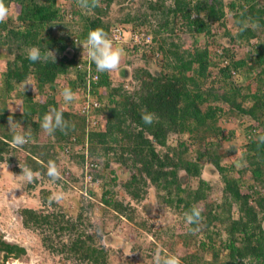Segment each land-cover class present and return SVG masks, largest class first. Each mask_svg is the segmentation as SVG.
<instances>
[{
	"label": "trees",
	"instance_id": "trees-1",
	"mask_svg": "<svg viewBox=\"0 0 264 264\" xmlns=\"http://www.w3.org/2000/svg\"><path fill=\"white\" fill-rule=\"evenodd\" d=\"M63 1L71 4L70 17L74 22L80 19L81 28L73 29L78 25L75 23L55 36L51 28L63 17L62 1L55 6V0H5L6 6L15 8L16 15L14 20L0 23V48L11 50L15 46L18 51L4 64L0 62V161L9 159L5 155L10 150H18L10 144L16 131L31 133L29 142L37 143L43 116L56 108L70 127L66 133L58 129L54 134L63 139L74 137L69 140L71 154L75 146L82 145L99 161V150L110 153L119 149L120 163L125 168L129 164L136 167L137 174L130 176L124 186L131 196L139 198L136 185L147 180L162 194L163 202L182 213H190L194 207L201 210L199 224L189 227L200 228L204 238L197 242L180 235L172 243L191 246L190 252L180 257L182 264H202L199 251L208 253L212 264H264V143L258 140L264 135V0H171L168 7L161 4L164 0L152 5L149 2L153 14H159V23H144L143 14L137 12L119 17L112 3L120 0H99L98 7L88 10L80 8L77 0ZM125 23L133 25L128 35ZM178 23L193 37L206 36L205 43L181 50L175 41L168 40L170 37L163 36L168 30L175 33L172 25ZM115 27L122 33L113 41L115 47L136 51L141 46L143 53H149L148 58L160 51L159 69L151 72L139 66L129 80L118 84H113L110 73H98L76 42H83L95 28H103L110 38ZM215 29H222L221 36L229 38V43L238 40L247 45L246 53L238 56L216 41ZM130 43L133 48L127 46ZM32 46L40 48L42 54L48 49L53 51L55 63L28 60L26 48ZM235 72L244 77L242 85L234 83ZM66 76L69 79L63 88L79 90L82 99L90 93L99 105H92L87 114L61 109L55 90L63 89L58 85ZM27 81L33 82V88H16ZM10 105L19 106L20 111L15 112ZM145 112L154 113L158 119L145 124L141 119ZM100 114L104 119L99 124ZM232 114L247 116L256 123L244 130L246 142L241 146L243 158L240 155L241 166L237 169L222 164L227 152L221 149L220 139L231 140L233 131L225 130L220 121ZM95 117L97 124L91 122ZM35 145L26 154V163L42 161L35 156ZM202 159L219 175L218 190L200 176ZM181 171L186 182L181 180ZM193 180L196 184L190 186ZM103 200L122 211L120 203L105 197ZM234 206L236 217L232 215ZM20 215L25 226L52 221L61 229H77L63 215L41 216L32 208H22ZM92 239L76 232L65 248L90 264H106V252L93 246ZM2 248L13 251L14 257L25 254L22 246L6 242L0 234Z\"/></svg>",
	"mask_w": 264,
	"mask_h": 264
},
{
	"label": "rangeland",
	"instance_id": "rangeland-1",
	"mask_svg": "<svg viewBox=\"0 0 264 264\" xmlns=\"http://www.w3.org/2000/svg\"><path fill=\"white\" fill-rule=\"evenodd\" d=\"M154 1L157 0H132V2L130 0H120L117 4L112 3V6L117 10L116 13L119 17L125 16L128 12L131 15L137 12L141 16L143 14L141 19L144 23H152L151 18L154 9L149 6V2L152 5ZM223 1L226 3L230 0ZM60 3L61 0H55V6L60 5ZM62 4H64L63 17L55 21L51 28V33L55 36L63 34L66 29L73 28L75 23L78 24V27L74 26L73 29L76 27L80 30L81 28L79 15H77L79 19L77 22L67 16V14H70L71 4L68 1ZM161 4L168 7L171 0L161 1ZM9 9V18L14 20L15 8L10 6ZM156 18L159 19V17ZM125 26L128 27L127 32L125 31L128 35L133 25L125 23ZM172 26L175 33L168 30L163 33V36L170 37L168 40L175 41L181 50L190 45H202L207 39L203 34H197L195 37L191 36L179 28V23ZM215 31L214 37L217 38L216 41H220V44L228 46L238 56L246 53L249 48L247 45L240 43L238 40L229 43V38L221 36L222 29H215ZM133 45L130 43L127 46L132 47ZM113 47L115 46L113 45ZM121 47L123 48V46ZM140 47H137L136 51H127L123 48L125 54L121 59L118 70L108 72L113 84H118L123 79L129 80L133 70L139 66H146L151 72L159 69L160 63L158 60L161 59V52L156 51L148 58L146 55L149 53H143ZM17 51L15 46H12L11 50L0 48V62L4 64V61L13 57ZM123 74H126V76ZM234 77V83L236 84L242 85L245 81L244 77L236 72ZM68 79L69 77L66 76L59 85L63 84L65 86ZM30 83L33 82H22L16 88L30 87ZM31 88H33V85ZM61 91L59 89L55 90L56 101L60 106L64 105L63 108L67 106L73 110L75 105H79L82 99L80 94L73 91L77 93V99L66 104L63 101ZM35 95L37 96L36 92ZM10 108L15 112L20 111L19 106L10 105ZM97 118L100 120L99 124L103 123V115L100 114ZM91 122L93 123L94 120L92 119ZM220 122L225 130L233 131L231 140L220 139L221 149L227 152L222 164L225 166L232 164L237 169L240 167L237 166L240 159V149L246 142L244 130L250 123L254 125L256 123L247 116L238 117L233 114L221 117ZM16 128L20 129V126L17 125ZM16 133L21 132L16 131ZM68 138L63 139L55 134L49 135L42 129L37 143H29L26 148L20 147L18 150H10L9 154L5 155L6 159L9 158L7 160L11 161L10 163L7 160L0 161V234L6 242L18 244L25 249V254L13 258L9 264H90L88 261L76 258L64 249L76 237V232H83L93 238L92 245L106 252V264H154L157 254L162 258L170 255L180 258L190 252L191 246L185 247L172 244L176 237L183 235L197 242L204 238L201 233L199 234L200 228H196L194 232H189L185 214L179 208L163 202L162 194L158 193L147 180L145 183L136 185L139 198H134L126 191L125 182L130 176L137 173L136 167L129 164L130 160L127 161L128 168L120 163L118 160L121 153L119 149L110 153L98 151L99 156L96 158L99 159L97 163L102 182L95 186H86L81 177V158L80 155L75 153V149L72 151L73 154L69 152L67 157L60 153V158H56V155L62 151L63 143L68 142ZM214 140L216 139H211V141ZM172 142H175V140H172ZM32 144H37L35 145V156L42 160L41 163L34 161L30 164L24 161L26 154L31 152ZM93 159L95 160V158ZM49 161L56 163L61 172L60 179L53 181L48 177L47 166ZM200 162L202 164L200 176L218 190L220 186V183H218L219 175L214 167L206 159H202ZM104 163H107L106 166H103ZM25 167L33 172H38L40 174L39 178L32 183L25 182L22 173V169ZM182 173L181 171L179 174L181 180L186 182V177ZM233 174L235 177L238 176L237 171ZM137 177L139 178L140 175H137ZM196 180L191 181L190 186L195 185ZM84 190L86 194L82 193ZM53 193L61 194L62 198L59 201H52L54 204H51L46 198L50 200ZM104 197L110 202L120 203L122 211H118L112 205L106 203L103 200ZM22 208H32L41 216H47L48 214L51 216L63 215L68 222H74L77 229L70 231L67 228H58L51 221L52 217H50V224L39 222L38 224L25 226L19 214ZM232 215L237 216L236 206L232 208ZM222 238H225L224 233ZM225 253L226 251L223 249L222 254ZM199 255L202 256V264H212L208 253L199 251ZM62 258L67 259V261Z\"/></svg>",
	"mask_w": 264,
	"mask_h": 264
},
{
	"label": "clouds",
	"instance_id": "clouds-1",
	"mask_svg": "<svg viewBox=\"0 0 264 264\" xmlns=\"http://www.w3.org/2000/svg\"><path fill=\"white\" fill-rule=\"evenodd\" d=\"M77 4L82 9H94L95 7L99 6V0H77ZM9 16V7L6 6L5 0H0V23L6 22ZM156 17H159V14L157 13L155 15L152 13V21L159 23L160 19L157 20ZM76 43L82 46V48L86 51L88 61L95 65L96 71L98 73L114 72L118 70L121 59L125 54L122 47H113L112 40L109 38L108 33L103 28L91 29L83 42L77 41ZM27 59L31 62H38L41 60H43L44 62H48L49 60H51L55 63L56 54L49 49L46 53L42 54L40 48L32 46L27 50ZM61 95L63 101L66 104L71 103L77 99L76 93H74L70 87L63 88L61 91ZM141 119L145 124H152L154 120L158 118L155 117L154 113L145 112L142 115ZM8 123L9 126H11V123ZM40 126L44 130V132L49 135L54 134V132L58 129L61 132L66 133L68 128L70 127L69 122L64 119L62 111L57 110L56 108H51L43 116ZM30 138L31 133H14L12 135L10 144L13 148H20L27 143H35L34 141L29 142ZM258 140L260 143H264V135L259 136ZM240 155L242 159L243 153H241ZM237 166H241L239 162H237ZM22 173L23 179L27 183H32L34 180L38 179L40 175L38 172H33L27 167L22 169ZM47 175L53 181L61 178V172L55 162L49 161L47 166ZM61 198V194L53 193L50 197V202L59 201ZM201 219V210L199 208L194 207L192 208L190 213H185V220L189 226L199 224ZM194 231H196V229L189 227V232ZM154 264H182V262L181 259L175 255H170L162 258L159 254H157L154 259Z\"/></svg>",
	"mask_w": 264,
	"mask_h": 264
},
{
	"label": "built area",
	"instance_id": "built-area-1",
	"mask_svg": "<svg viewBox=\"0 0 264 264\" xmlns=\"http://www.w3.org/2000/svg\"><path fill=\"white\" fill-rule=\"evenodd\" d=\"M62 3L64 2L63 0H61ZM68 17H70V14H67ZM121 30L119 27H115L114 29L111 30L110 33V39L113 41H117L118 39L121 38ZM85 58H87L86 56V51L83 52ZM94 78H96V75H94ZM63 84L59 85V88H63ZM78 94H81L79 90L75 91ZM76 93V94H77ZM97 107L99 105L98 101L96 100V98L94 96H92L90 93H88L86 95L85 99H82L79 103L78 106L75 105V107L73 108V110H71V108H68L66 106V108H63V106H60L61 109L64 110H68V111H72V112H81L83 114H87L89 112V108L91 106ZM76 109V110H75ZM98 120L95 117L94 120V124H97ZM74 137L69 138L68 142H64L63 146H62V151L59 152V154L56 155V158H60V153L61 155H65V157H67V154L71 151L70 148V142L69 140H73ZM75 153H77V155H80V157L82 156L83 159L81 160V165H82V170H81V177L83 180V183L86 184V186H95L98 185L99 183L102 182V178L99 175V166L96 160H94L89 154L88 151L85 147H83L82 145L79 146H75ZM82 192V191H81ZM83 194H86L85 190L82 192Z\"/></svg>",
	"mask_w": 264,
	"mask_h": 264
},
{
	"label": "flooded vegetation",
	"instance_id": "flooded-vegetation-1",
	"mask_svg": "<svg viewBox=\"0 0 264 264\" xmlns=\"http://www.w3.org/2000/svg\"><path fill=\"white\" fill-rule=\"evenodd\" d=\"M65 251L67 252L68 249L65 248ZM68 254V253H67ZM72 254V253H71ZM13 258H18V257H14L13 256V251H8L7 249L5 248H2L0 249V264H9L10 261L13 259ZM63 259V258H62ZM63 260H66L67 259H63Z\"/></svg>",
	"mask_w": 264,
	"mask_h": 264
}]
</instances>
